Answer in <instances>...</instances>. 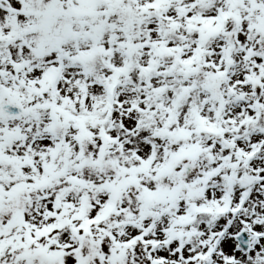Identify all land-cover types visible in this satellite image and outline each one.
I'll use <instances>...</instances> for the list:
<instances>
[{
	"label": "snow or ice",
	"instance_id": "1",
	"mask_svg": "<svg viewBox=\"0 0 264 264\" xmlns=\"http://www.w3.org/2000/svg\"><path fill=\"white\" fill-rule=\"evenodd\" d=\"M0 264H264V0H0Z\"/></svg>",
	"mask_w": 264,
	"mask_h": 264
}]
</instances>
